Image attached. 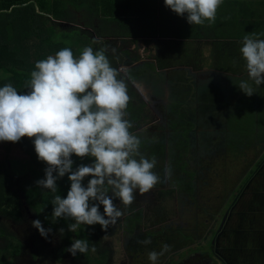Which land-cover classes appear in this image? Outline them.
Here are the masks:
<instances>
[{
    "label": "rangeland",
    "instance_id": "rangeland-1",
    "mask_svg": "<svg viewBox=\"0 0 264 264\" xmlns=\"http://www.w3.org/2000/svg\"><path fill=\"white\" fill-rule=\"evenodd\" d=\"M162 2L161 15L166 8ZM67 14L53 23L71 27ZM160 19L147 35L183 33L175 27L180 16L176 21ZM186 25L191 35L181 40L102 39L108 52L119 58L117 69L128 82L130 100L141 105L137 118L129 113V119L144 140L141 151L157 160L154 171L160 177L149 192L137 193L129 207L132 220L122 216L120 224L107 230L92 225L104 232L99 240L100 250L106 252L103 264H151L148 253L160 251L165 243L170 250L157 264H245L234 249L240 250L242 241L250 244L257 236L264 238V84L252 96L245 95L233 83L247 76L240 41L199 42L201 49L195 51L196 25ZM86 33L92 41L98 38ZM0 162L15 176L34 166L13 142H0ZM23 214L17 222L5 221L20 250L10 259L9 254L2 255L4 264L80 263L66 250L56 259L60 233L55 230L48 239L41 238L28 220L33 211ZM58 221L66 226L74 222ZM146 238L151 244L137 242Z\"/></svg>",
    "mask_w": 264,
    "mask_h": 264
},
{
    "label": "clouds",
    "instance_id": "clouds-1",
    "mask_svg": "<svg viewBox=\"0 0 264 264\" xmlns=\"http://www.w3.org/2000/svg\"><path fill=\"white\" fill-rule=\"evenodd\" d=\"M223 2L164 0V5L186 18L191 26H212ZM92 43L99 47L85 46L78 55L64 47L37 60L25 81L26 91L10 82L0 86V142L31 139L37 159L46 165L44 176L35 184L53 194V221H74L67 226L73 233L81 225L99 224L107 230L124 215L114 201L118 199L128 208L137 193L149 192L160 181L154 171L157 160L141 151L144 140L133 131L134 124L129 119L128 82L112 66L109 46L99 38ZM239 53L247 76L233 83L250 97L264 84V39L255 32L245 34ZM73 156L81 161L90 158V162L74 167ZM66 174L70 187L62 197L57 181ZM32 225L48 239L50 227H43L39 219ZM64 231L59 229L61 235ZM137 242L148 245L151 239ZM89 248L88 239L75 238L66 251L76 256L87 253ZM91 250L96 251L94 246ZM169 250L165 243L160 251H150L148 259L157 264Z\"/></svg>",
    "mask_w": 264,
    "mask_h": 264
},
{
    "label": "trees",
    "instance_id": "trees-1",
    "mask_svg": "<svg viewBox=\"0 0 264 264\" xmlns=\"http://www.w3.org/2000/svg\"><path fill=\"white\" fill-rule=\"evenodd\" d=\"M56 1H0V86L10 82L18 90L26 91L24 89L25 81L29 78L30 72L33 70L37 60L45 59L48 55H54L56 51L64 47H70L74 55H78L80 50L85 46L93 47L92 39L88 34H78L75 30H69L68 27L60 28L50 20L49 15L53 14L54 7L52 6ZM111 3L108 5L113 6ZM116 3L121 8L119 9L115 5V8L111 11V18L113 16H117L119 20L122 18L123 21L121 23L124 27L129 28V32H118L119 38L134 37V32L138 31V28L150 27L151 24H160V17H170L171 21L179 19V16L176 14L172 15V11L167 7L164 8L165 12L161 15L159 9L161 7L160 4L163 3L162 0H150L148 2L143 0H139V2L136 0H117ZM255 4H259L260 8L252 9V6ZM141 5L150 6L155 14L151 15L149 19H145L146 21L137 20L134 26L133 24L129 25L131 19L137 13L136 10H141L138 8ZM259 10L263 11V15H260ZM186 24V18L180 17L179 23L177 22L175 27L184 30L178 38H186V35L189 34L186 32ZM131 28H134L133 31H130ZM196 28L192 29L194 32L192 37L194 39L215 41L226 38L229 40H241V36L245 35V31L247 33L255 32L263 39L264 0H224L218 9L216 22L212 26H208L207 23L205 27L196 25ZM160 35L162 37L166 36L165 34ZM152 37L154 36L148 35V39ZM101 42L103 43L104 41L101 40ZM108 56L112 66L117 68V59L119 58L110 52H108ZM140 107V104L135 105V101L130 100L128 112L132 114L133 119L137 118L139 110H141ZM241 135L244 134L241 133ZM16 143L32 160L34 166L24 174L15 176L11 169L6 168L0 162V257L9 254L7 257L10 259L11 256L16 255L17 250H20V242L15 239L14 235L8 232L5 221L17 222L24 215L23 211H26V214L33 211V215H28L32 219L29 218L28 220L39 219L43 227H50L52 229V232L49 234H54L55 230H57L56 234L60 233V228H64L65 230L63 235L60 233L61 237L59 239L62 242L61 245L54 251L56 259L59 258L61 250H66L71 245L72 239L85 238L89 240V251L85 254L77 253L76 256H73V259L76 262L80 261L79 264L105 263L106 252L101 251L99 247V240L104 235L103 230L99 227L81 225L77 232L73 233L68 230L64 221H53V205L50 203L53 194L49 190L40 189L35 184L36 180L44 176L46 165L37 159L31 139L23 137ZM73 159L75 161L74 167L79 163L90 162V158H85L81 161L78 157L73 156ZM87 179L84 181L85 184L87 183ZM57 184L58 194L65 197L70 187L67 174L58 180ZM114 202L119 201L117 199ZM121 206L123 210V205L121 204ZM118 207L120 208V206ZM100 211L103 212L102 205L100 206ZM123 212V216L127 215V221L132 220L131 214H129V207L123 210ZM116 222L120 224V218ZM92 246L95 247L96 251L91 250ZM0 264H4L1 259Z\"/></svg>",
    "mask_w": 264,
    "mask_h": 264
},
{
    "label": "crops",
    "instance_id": "crops-1",
    "mask_svg": "<svg viewBox=\"0 0 264 264\" xmlns=\"http://www.w3.org/2000/svg\"><path fill=\"white\" fill-rule=\"evenodd\" d=\"M116 1L117 0H57L56 5L54 6V10H56V13L49 15V17L51 21L55 22L56 15L58 18H60L63 16V14L66 11V13H68L67 23L69 24V26H71V27H68L69 30H73V31L75 30L78 34H83V35L87 34L86 32H91V34L96 35V37H98L100 40L104 38H107V39L111 38V40L117 42L118 40H121V39H126V40L129 39V41L133 43L136 40L143 41V42L149 41L150 38L148 39V35L146 34L147 29L149 28L148 26L138 28V30L143 31L141 35L134 36V37L119 38L117 33L128 31L129 28L124 27V25L121 23L123 21L122 18L120 20L117 18V16L116 17L113 16L111 18L112 16L111 11L115 8V5H117ZM121 1H125V0H121ZM143 1L148 2L150 0H143ZM109 3H111V5L113 6H109L108 5ZM134 6L136 7V5ZM117 8L120 9L121 6H118ZM138 8L141 10H136L137 13L133 16L129 25L133 24L134 26L137 20L146 21L145 19H149L151 15L155 14L154 10L152 11L150 6L141 5ZM131 11H132V8H131ZM59 12L60 13L63 12V13L59 15ZM259 13L260 15H263L262 10H259ZM76 21L78 24L76 23ZM157 25L151 24L150 27L154 28ZM133 29L134 28H131L130 31H133ZM244 33L249 34L246 31ZM156 37H159L161 39H166V38L167 39L177 38V40L184 39V38H178L179 36L174 37L173 35H166L165 37H162L159 34H154V37H152L151 39H155ZM194 40L198 41L197 45L194 44V47H193L195 51H199L201 49L200 46L202 44L200 43H203L205 41L211 43L212 41V40H207V39H194ZM194 40L190 42H193ZM223 40H227V39L223 38ZM234 41H241V40H234ZM240 247H241L240 250L234 249V251H240V255L242 256L243 261L246 262L245 264H264V238L260 239L257 236L255 240L251 242L250 244H249V241L248 242L242 241Z\"/></svg>",
    "mask_w": 264,
    "mask_h": 264
}]
</instances>
